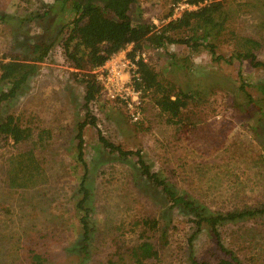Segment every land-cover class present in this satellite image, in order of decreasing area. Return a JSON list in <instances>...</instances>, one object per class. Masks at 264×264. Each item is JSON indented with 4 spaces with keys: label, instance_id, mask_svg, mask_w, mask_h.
I'll use <instances>...</instances> for the list:
<instances>
[{
    "label": "rangeland",
    "instance_id": "obj_1",
    "mask_svg": "<svg viewBox=\"0 0 264 264\" xmlns=\"http://www.w3.org/2000/svg\"><path fill=\"white\" fill-rule=\"evenodd\" d=\"M171 1L135 0L129 13L134 23L149 20L162 25L171 13ZM221 1L227 19L225 27L207 40L214 43L213 52L205 47L192 51L178 43L148 49L149 63L164 83L189 86L198 93L183 110V123L169 121L151 89L144 95L141 123L132 122L118 103L99 99L92 107L98 125L84 128L83 152L91 190L86 205L91 208L94 228L92 259L104 258L123 242L126 246L139 243L142 225L133 228V224L147 216L161 220L160 229L146 232L147 247L159 251V264H190L191 253L217 263L226 255L208 226L190 241L195 231L192 216L176 208L170 210L169 202L147 189L146 179H140L138 157L121 158L111 153L101 142L99 130L125 150L141 151L153 171L212 211L264 204V145L252 129L256 117L244 107L248 98L238 91L244 85L254 98L261 99L258 85L264 83V66L234 56L237 50L254 48L255 44L245 40L252 39L260 43L253 49L257 60L264 62V0ZM54 2L0 0V12L28 18L43 13V6ZM45 25L46 20H28L22 29L32 38L45 34ZM15 31L13 23L0 21V56L30 53L24 44L34 39L16 36ZM56 32L48 29L46 35L51 39ZM59 40L21 91L1 104L3 117H19L32 134L19 143L0 139V264L25 260L23 244L34 243L31 231L38 232V237L46 233L39 248L51 254L71 249L81 234L76 206L82 197L79 185L85 168L79 159L78 125L88 116L86 84L76 78L77 69L66 60ZM125 49L130 55L133 45ZM96 69L91 72L97 75ZM31 149L47 180L33 188H11L7 171L12 160ZM219 231L221 243L233 249L244 264H264V215L225 223ZM122 233L125 240L118 237Z\"/></svg>",
    "mask_w": 264,
    "mask_h": 264
},
{
    "label": "trees",
    "instance_id": "obj_2",
    "mask_svg": "<svg viewBox=\"0 0 264 264\" xmlns=\"http://www.w3.org/2000/svg\"><path fill=\"white\" fill-rule=\"evenodd\" d=\"M70 1L71 3H69ZM191 1L198 3L203 0ZM209 1L200 8L185 11L180 17L171 19L162 25L149 20L134 23L129 10L135 0H109L106 5L83 3L80 0H55L52 5L45 4L43 6L45 10L43 13L30 15L28 18L0 12V21L13 23L16 36L20 34L26 39H34L33 42L29 41L24 44L30 53H20L21 55H19L6 52L0 56V139H13L14 142L19 143L31 138V127L23 125L19 117L15 115L3 117L1 104L15 97L30 77L37 73L39 62L50 57L58 39H60L66 60L77 69L75 71L76 78L86 84L85 106L88 109L86 120L78 125L79 159L85 168L79 185L82 197L76 206L78 214L80 212V237L74 247L67 249L66 252L51 254L47 250L40 251L39 248L43 246L40 242L47 236L46 233L39 232L42 234L38 237L36 236L38 232L31 231V234H34L30 236V240L34 243L23 244L25 247L21 255L25 257V260L20 258L17 264H159V251L157 248L149 249L147 247L149 239L146 233L148 230L161 228V220L156 216L143 217L134 222L133 228L142 225L139 243L126 246V243L123 242L115 250L108 251L104 258L92 259L91 241L94 228L90 222L91 208L86 205L91 198V190L87 186L88 164L83 153L84 128L88 124L98 125L97 117L92 113L90 104L99 100L102 87L97 75L91 70L104 65L111 55L127 48L130 44L133 45V52L130 53L132 58L135 57L138 50L145 48L158 50L177 43L186 45L192 51H199L205 47L213 52L214 43L207 40L215 30L220 31L225 27L227 17L222 10L224 1ZM72 14L74 17L65 21V17ZM36 19L46 20L44 26L46 33L31 38L28 36V32L23 31L22 28L28 20ZM52 28L57 32L54 37L49 39L46 34L48 29ZM201 30L202 33H200ZM245 40L255 44L254 48L260 46L258 41ZM254 48L249 46L244 51L237 50L238 52L234 56L238 59H249L253 66H264L263 61L257 60ZM138 65L145 92L147 89L154 91L155 101L161 111L168 116L169 121L183 123V110L192 100L197 99L198 93L189 86L179 88L171 83H164L150 63L140 60ZM258 87L262 94L261 99L254 98L244 85H241L238 91L248 98L247 105L244 107L251 113V117H256L257 121L252 129L257 140L264 145V83H259ZM99 135L101 142L111 153H116L121 158H128L131 155L138 157L140 179L145 178L146 188L155 190L170 203V210L176 208L192 216L195 231L190 236V241H193L205 226H208L215 236L217 246L226 253L218 259L217 263L199 259L191 253L190 264H244L233 249L227 248L221 243L219 227L228 222L244 221L257 215H264V204L227 211H212L198 199L185 192H180L176 185L160 172L153 171L141 151L125 150L107 139L101 130H99ZM261 158L264 161V156ZM46 176L44 168L39 164L32 149L17 155L7 171L9 186L16 189L33 188L41 182L44 183L47 180ZM124 234L118 236L119 239L125 240L126 234Z\"/></svg>",
    "mask_w": 264,
    "mask_h": 264
},
{
    "label": "built area",
    "instance_id": "obj_3",
    "mask_svg": "<svg viewBox=\"0 0 264 264\" xmlns=\"http://www.w3.org/2000/svg\"><path fill=\"white\" fill-rule=\"evenodd\" d=\"M209 2V0L198 3L191 0H172L170 3L171 13L163 23L180 17L185 11L196 10ZM140 60L149 63L148 49L138 50L134 58L129 55L126 49H122L111 55L104 65L95 70L102 87L99 99L120 104L128 118L134 123H141L144 120L145 86L142 84V76L139 71L138 62ZM98 102L99 100L93 101L90 104L91 109L93 106H97Z\"/></svg>",
    "mask_w": 264,
    "mask_h": 264
},
{
    "label": "flooded vegetation",
    "instance_id": "obj_4",
    "mask_svg": "<svg viewBox=\"0 0 264 264\" xmlns=\"http://www.w3.org/2000/svg\"><path fill=\"white\" fill-rule=\"evenodd\" d=\"M83 3L106 5L109 0H80Z\"/></svg>",
    "mask_w": 264,
    "mask_h": 264
}]
</instances>
